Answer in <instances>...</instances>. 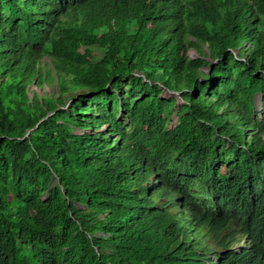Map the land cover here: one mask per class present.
Masks as SVG:
<instances>
[{
    "label": "trees",
    "instance_id": "1",
    "mask_svg": "<svg viewBox=\"0 0 264 264\" xmlns=\"http://www.w3.org/2000/svg\"><path fill=\"white\" fill-rule=\"evenodd\" d=\"M258 95L264 0H0V264H245Z\"/></svg>",
    "mask_w": 264,
    "mask_h": 264
},
{
    "label": "clouds",
    "instance_id": "2",
    "mask_svg": "<svg viewBox=\"0 0 264 264\" xmlns=\"http://www.w3.org/2000/svg\"><path fill=\"white\" fill-rule=\"evenodd\" d=\"M176 118L178 119V117ZM173 127L175 126L171 125V128ZM196 213L201 215L197 211ZM228 253L235 257V262L243 258L245 264H264V251L257 247L253 239L249 240L248 238L240 236L238 240L234 241L229 247Z\"/></svg>",
    "mask_w": 264,
    "mask_h": 264
},
{
    "label": "rangeland",
    "instance_id": "3",
    "mask_svg": "<svg viewBox=\"0 0 264 264\" xmlns=\"http://www.w3.org/2000/svg\"><path fill=\"white\" fill-rule=\"evenodd\" d=\"M189 53L191 54V56H192L193 58H196V57H197V55H196V53H194V51H190ZM203 70H204L205 72H207V71H208V68H205V69H203ZM45 90H46V92H45L44 90L40 89V90H39L40 94L42 95V94H44V93H49V92H51L52 89L49 88V87H46ZM180 95H181V94H177L176 92H173V91L168 90V89H164V91H163V98H176V99L178 100V106H177V109H176V112H175L177 115H178V111H179V109H180L181 106L184 104V102H183V100H182V98H181ZM256 106H257V108H258V110H259V116H260V117H263V116H264V111H263V105H262V97H261V95H258L257 98H256ZM177 115L174 117V119H173V121H172V126H176L177 123L179 122V115H178V116H177ZM176 117H178V119H177ZM56 183H57V182L54 181L53 186H54ZM45 197H46V196H45ZM80 208H82V207H80Z\"/></svg>",
    "mask_w": 264,
    "mask_h": 264
},
{
    "label": "water",
    "instance_id": "4",
    "mask_svg": "<svg viewBox=\"0 0 264 264\" xmlns=\"http://www.w3.org/2000/svg\"><path fill=\"white\" fill-rule=\"evenodd\" d=\"M177 93V92H176ZM179 94V93H178Z\"/></svg>",
    "mask_w": 264,
    "mask_h": 264
}]
</instances>
